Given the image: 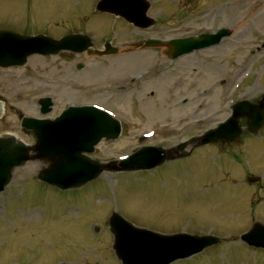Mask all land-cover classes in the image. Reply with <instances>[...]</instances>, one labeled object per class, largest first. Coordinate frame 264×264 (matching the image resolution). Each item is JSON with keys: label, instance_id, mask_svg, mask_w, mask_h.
<instances>
[{"label": "rangeland", "instance_id": "rangeland-1", "mask_svg": "<svg viewBox=\"0 0 264 264\" xmlns=\"http://www.w3.org/2000/svg\"><path fill=\"white\" fill-rule=\"evenodd\" d=\"M13 1L0 0L1 21L5 11H11L12 20L26 11L25 3L17 1L15 5ZM150 1L153 4L150 13L156 14V18L171 14L170 21H159L153 36L185 37L223 26H230L231 35L217 46L182 57L171 72L143 82L123 81L126 72L121 69L133 67L126 74L129 75L141 67L160 63L159 51H138L140 57L124 65L122 58L127 57L91 60L83 72L73 73L74 86L60 85L52 116L71 104H96L127 123L125 134L118 140L96 145L90 155L92 159L109 160L126 155L138 145L136 133L159 124L166 125L163 128L168 130L164 134L169 137L188 139L199 130L224 121L233 102L264 93V0ZM95 2L33 0L29 15L33 21L38 20L42 6L48 12L57 9L59 14L80 15V21L84 22V16L92 15ZM228 4L231 5L227 7ZM14 6L20 12L14 11ZM208 9L214 10L210 13L213 17L196 20ZM252 10L254 13L249 15ZM92 17L96 28L110 30L102 18L114 27L108 35L116 45L123 44V39H137L135 29L125 34L129 27L113 17L101 18L99 14ZM252 65L253 74L245 78ZM212 82H215L212 94L201 95L203 108L196 110L193 106L200 100L193 101L195 91L202 87L201 92L208 90ZM207 84L210 85L204 88ZM117 85L133 91H117ZM26 92L30 97L20 104L22 111L36 113L31 93L40 95L47 92V87L38 92L34 84ZM19 93L18 90L12 93V102L19 103ZM17 117L7 112L0 119V131H17ZM261 134L264 142V133ZM254 142V149H248L250 140L245 141L242 147L227 149L228 154L221 158L211 145L196 148L190 157L170 161L154 170L103 172L85 185L65 191L30 179L35 177L41 163L29 161L15 170L12 181L16 184L13 182L0 194V264H56L58 260L69 264H120L106 227V219L113 210L137 226L160 233L210 228L224 239L172 264H264L262 250L240 241L253 222L264 223V162L259 154L260 144ZM189 151L187 146L185 152ZM232 158L236 162L242 160V164L229 165ZM230 166L235 169L232 174L238 175H225ZM246 170L262 175L261 189L246 183Z\"/></svg>", "mask_w": 264, "mask_h": 264}, {"label": "water", "instance_id": "water-1", "mask_svg": "<svg viewBox=\"0 0 264 264\" xmlns=\"http://www.w3.org/2000/svg\"><path fill=\"white\" fill-rule=\"evenodd\" d=\"M120 3V6L129 8V1L120 0ZM99 10L114 12L113 8L106 6L99 7ZM128 13H134V11ZM134 22L138 24L139 21L134 20ZM222 36V32L214 37L203 35L199 39L191 38L171 45L180 48L178 54H184L194 49L213 45ZM70 40L81 42L75 37ZM71 110V116L66 115V122L60 121L57 124L58 128L52 127L37 131L38 126L35 127L33 130L36 143L32 147L17 144L13 139L0 141V183L2 186L8 182L13 169L29 159L43 161L45 167L40 172L39 178L61 188L84 184L102 172L103 168L100 164L88 162L81 153L92 152L94 145L102 138L106 140L116 138L119 133V124L104 113L90 108H72ZM233 110L232 118L216 129L205 133L198 145L230 140L233 136H237L240 118L254 120L255 130H258L264 122V98L261 99L259 107L252 106L248 101H241L233 107ZM30 151L33 152L32 155H29ZM168 158L162 150L158 153L148 150L138 151L132 158L112 169L124 171L151 169ZM109 223L114 235L113 248L122 264H169L177 258L198 252L217 242L215 239L199 237L171 238L152 234L133 227L116 213L112 214Z\"/></svg>", "mask_w": 264, "mask_h": 264}, {"label": "flooded vegetation", "instance_id": "flooded-vegetation-1", "mask_svg": "<svg viewBox=\"0 0 264 264\" xmlns=\"http://www.w3.org/2000/svg\"><path fill=\"white\" fill-rule=\"evenodd\" d=\"M7 1L9 2L10 0ZM17 1L26 4V11L21 13L19 17H15L13 20L10 16L11 11H5L4 16L2 17L3 21H1L0 17V31H8L10 33L25 36L44 35L57 40L68 34H86V32L90 30L87 25L90 17L87 18L84 16V22H81L79 18L80 15L72 13L59 14L57 9L48 12V10H45L42 6H40L39 9L40 18L33 21L29 15L31 7L33 6V0H14L13 3L17 5ZM34 5L39 6L40 4ZM14 11H18L15 6ZM31 24L33 25V28L30 27ZM22 27L24 28L22 29ZM99 30L100 32L103 31V29ZM5 36L7 38L0 41V46L5 47L7 45L9 47L11 35L8 36L5 34ZM100 38L102 40L98 48H100L105 42L109 41L107 35H104V37L101 36ZM86 59H89L87 52L75 54L70 51H64L62 55H31L27 58L26 63L20 67H0V103H3L5 106L7 99L11 100L12 86H21V83L39 81V78L44 74H47L52 81V78H58L60 74L63 76L67 74L72 76L74 75L73 69L80 64L84 65ZM39 84L43 85V83ZM50 92L51 94H58V90L56 91L54 84H51ZM52 108L53 106L51 109Z\"/></svg>", "mask_w": 264, "mask_h": 264}, {"label": "bare ground", "instance_id": "bare-ground-1", "mask_svg": "<svg viewBox=\"0 0 264 264\" xmlns=\"http://www.w3.org/2000/svg\"><path fill=\"white\" fill-rule=\"evenodd\" d=\"M253 13H254V11L252 10V11L250 12L249 15H252ZM246 20H247V19L245 18V21H246ZM245 21H244V22H245Z\"/></svg>", "mask_w": 264, "mask_h": 264}]
</instances>
